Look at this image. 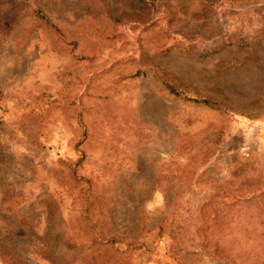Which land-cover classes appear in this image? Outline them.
<instances>
[{"label": "rangeland", "instance_id": "374dc122", "mask_svg": "<svg viewBox=\"0 0 264 264\" xmlns=\"http://www.w3.org/2000/svg\"><path fill=\"white\" fill-rule=\"evenodd\" d=\"M0 264H264V0H0Z\"/></svg>", "mask_w": 264, "mask_h": 264}, {"label": "trees", "instance_id": "16d2710c", "mask_svg": "<svg viewBox=\"0 0 264 264\" xmlns=\"http://www.w3.org/2000/svg\"><path fill=\"white\" fill-rule=\"evenodd\" d=\"M31 11L35 15V17L39 20V23L41 25H43L46 28H50V29H53V30H57V28L53 24V22H51V20L47 17V15L40 8L36 7L33 10H31ZM115 20L119 21L118 18H115ZM139 73L140 72H137V74H139ZM161 79H162V82H163L164 86L173 95L182 96L185 99L191 100V101L196 102V103H202L204 105H207V106L213 107V108H221L222 107L221 102H219L216 99L211 98V97H202L201 96V97L192 98V97L186 96L185 95L186 94L185 91L179 90L178 87H180V86H177L172 81L167 80L166 77L165 78H161ZM116 241L117 240L115 239V236H112V237H109L108 238L107 236H105L100 231V236H95L94 235L93 238L91 239V245L93 247H95V248H98L100 246H105V245H108L109 246V245H111V243H115ZM129 245L130 244L127 245V248L124 251H126L129 248ZM133 247L134 248H137L139 246L136 245V244H133V246L131 248H133Z\"/></svg>", "mask_w": 264, "mask_h": 264}]
</instances>
